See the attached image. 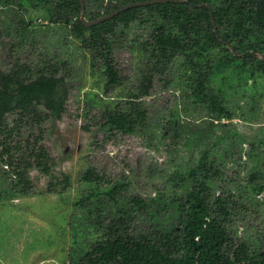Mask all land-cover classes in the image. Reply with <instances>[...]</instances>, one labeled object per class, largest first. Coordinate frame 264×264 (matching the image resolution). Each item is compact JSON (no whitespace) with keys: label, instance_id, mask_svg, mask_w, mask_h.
I'll use <instances>...</instances> for the list:
<instances>
[{"label":"trees","instance_id":"trees-1","mask_svg":"<svg viewBox=\"0 0 264 264\" xmlns=\"http://www.w3.org/2000/svg\"><path fill=\"white\" fill-rule=\"evenodd\" d=\"M143 1L150 0H116L96 8H85L84 2L85 19L93 21ZM0 7L31 10L48 24L68 26L80 47L91 53V67L102 79L106 98L125 83L115 51L123 47L133 25L146 31L145 39L128 42L130 50L146 58L140 85L115 104L89 101L97 107L93 124L107 139L149 131L144 99L153 78L172 69L181 74L165 83L178 78L186 87L185 108L203 111L210 120L206 127L180 122L175 112L154 127L151 137L164 143L165 150L171 152L172 144L195 147L198 157L185 169L169 172L165 190L153 197L128 194L129 184L111 183L93 168L80 175L92 189L75 205L86 211L87 226L101 237L69 264H264V235L253 247L232 228L245 208L242 192L245 198L264 193V182L257 181L264 180V172L255 167L245 189L236 174L227 179L233 191L217 182L227 161L238 163L242 157L231 96L245 97L247 89L254 92L264 83V0H167L123 10L92 27L81 23L78 0H0ZM30 25L19 16L14 28L19 40L11 42L12 54L22 48ZM68 77L66 62L44 52L36 64L17 55L10 69L0 64V164L11 180L9 187H0V203L12 194L30 195L28 174L34 169L48 177L49 194L61 195L70 188L67 175L53 174L56 162L43 144L50 126L66 112ZM251 152L246 154L254 157Z\"/></svg>","mask_w":264,"mask_h":264},{"label":"rangeland","instance_id":"rangeland-1","mask_svg":"<svg viewBox=\"0 0 264 264\" xmlns=\"http://www.w3.org/2000/svg\"><path fill=\"white\" fill-rule=\"evenodd\" d=\"M114 1L84 2L85 8H96ZM16 10L0 7L1 67L10 69L16 55L21 61L36 64L40 52L53 56L55 61H65L67 65L69 98L66 112L50 126L43 144L56 162L53 174L59 178L67 175L70 188L61 195L49 194L46 191L48 177L35 169L29 171L31 194L25 197L12 194L8 201L0 203V264H69L71 258L86 253L89 245L101 237V232L87 226L86 211L75 205L92 189L79 180L80 175L93 168L111 183L129 184L128 194L153 197L157 190H165L164 178L169 172L175 167L185 169L198 157V151L192 149L195 147L187 149L184 145L172 144L171 152L165 150L164 143L151 137L154 127L166 122L175 112L180 122L193 121L206 127L210 120L203 111L185 108L188 107L186 87L178 78L169 85L165 83L167 78L175 77L172 75L181 74L172 69L153 78L149 96L144 99L149 112V131L143 135H116L107 139L93 124L97 107H91L89 101L103 99L115 104L127 99L128 94L140 85L146 58L139 56L136 50H130L128 42L145 39L146 31L133 25L123 47L115 51L125 83L106 98L101 93L102 79L91 67V53L80 47L68 26L48 24L39 13L31 10L27 13L18 10L16 13ZM19 16L31 21V25L22 48L12 54L11 42L19 40L14 33ZM258 88L254 92L247 89L245 97L231 96L229 107L235 110L232 122L242 137V157L238 163L227 161V169L217 181L221 188L226 186L233 191L235 188L227 179L236 174L245 189L255 167L264 172V83ZM250 150L258 156L251 152L254 157H249L246 152ZM9 181L7 169L0 164V187H9ZM257 181L264 182L263 179ZM244 196L247 195L242 192L245 208L242 207L232 228L238 237L245 238L255 247L264 235V193L252 194L250 198ZM162 218H165L164 212Z\"/></svg>","mask_w":264,"mask_h":264},{"label":"water","instance_id":"water-1","mask_svg":"<svg viewBox=\"0 0 264 264\" xmlns=\"http://www.w3.org/2000/svg\"><path fill=\"white\" fill-rule=\"evenodd\" d=\"M78 1H79V4H80V9H81V12H80V21H81V23L85 27H92L94 25H97L99 23H102L104 21H107V20L111 19L112 17L116 16L119 12H121L123 10H127V9H130V8L147 6V5H151V4L164 3L167 0H150V1L131 3V4H128V5L124 6L121 9L115 11V12H112L111 14L104 15V16H102V17H100V18H98L96 20H93V21H88V20L85 19L84 1L83 0H78ZM262 58H263V56H262Z\"/></svg>","mask_w":264,"mask_h":264}]
</instances>
